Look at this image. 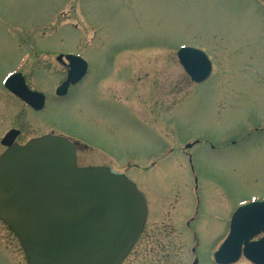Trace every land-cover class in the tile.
Segmentation results:
<instances>
[{
  "label": "rangeland",
  "instance_id": "1",
  "mask_svg": "<svg viewBox=\"0 0 264 264\" xmlns=\"http://www.w3.org/2000/svg\"><path fill=\"white\" fill-rule=\"evenodd\" d=\"M254 26L233 0H0V138L11 128L23 141L61 134L80 167L135 182L149 218L126 264H215L234 212L264 200V133L241 141L264 123V34ZM182 46L209 56V80L190 81ZM60 53L92 65L68 98L36 113L4 89L17 71L31 88L55 89ZM0 264H27L1 221Z\"/></svg>",
  "mask_w": 264,
  "mask_h": 264
},
{
  "label": "water",
  "instance_id": "2",
  "mask_svg": "<svg viewBox=\"0 0 264 264\" xmlns=\"http://www.w3.org/2000/svg\"><path fill=\"white\" fill-rule=\"evenodd\" d=\"M180 64L200 84L212 74L205 53L182 48ZM67 81L57 90L64 96L86 72L83 59L68 56ZM5 87L37 111L44 97L28 90L21 74ZM17 131L2 144L0 158V220L17 237L28 264H121L147 221L145 197L124 174L108 167H79L76 147L67 138L43 136L25 146L13 145ZM191 147V146H188ZM264 202L239 208L230 233L214 254L216 264H235L242 256L264 264Z\"/></svg>",
  "mask_w": 264,
  "mask_h": 264
},
{
  "label": "flooded vegetation",
  "instance_id": "3",
  "mask_svg": "<svg viewBox=\"0 0 264 264\" xmlns=\"http://www.w3.org/2000/svg\"><path fill=\"white\" fill-rule=\"evenodd\" d=\"M215 1V0H213ZM229 1H232V0H229ZM233 1H236L237 4H240L242 5L243 7V10L246 11V13L248 14V17L251 18L252 20V23H254L256 26L255 27V30L258 34H264V0H233ZM260 55L262 56L261 58V61L260 63L263 65L264 64V53H263V50L260 49L259 51ZM70 55V53H67V54H61L60 55H56L55 58H56V61L59 65H61V67L63 68V73H64V78L62 80V82L53 90H50L49 92H46V91H40V90H37L35 88H31V86L29 85L28 81H27V78H26V75L24 72H21L23 74V77L25 79V83L27 85V87L29 88V90L33 91V92H37V93H40V94H43L44 97H45V107L42 111L40 112H36L34 111L32 108H30L28 105H26L25 103H23L19 98H17L16 96H14L13 94L9 93L12 97L16 98L20 103H22L23 105L27 106L28 108L32 109L34 112L36 113H41L43 111H45L47 109V106L49 104V101L50 99L51 100H54V101H61V100H64L66 98H68V96H70V94L72 93V91L79 87L80 85L88 82L89 80V77L92 73V65H91V62H90V58L86 55H77V54H72V55H77V56H80L82 57L86 62H87V71H86V74L83 78V80L76 86H71L67 92V94L63 97H59L57 96V89L67 80V77H68V72L70 70L69 68V63L67 62V56ZM250 57V56H249ZM261 120V119H260ZM261 121L264 122V120L262 119ZM251 129H249V131H247L245 133V135L243 136V138L241 139V141L243 140V142H245V140L250 141L252 136L253 135H256V134H263L264 133V123H258L257 125H251L250 126ZM12 130H15L18 132V135L17 137L15 138V140L13 141V144H17V145H25L28 141H23L20 137H21V131L18 130V129H15V128H11L7 131H5L3 134H2V137L0 138V144H1V147H2V151L0 152V157L1 155L5 152V150L7 149L6 147H4L2 145V140L3 138L7 135V133L9 131H12ZM48 135H61V134H55L54 132H50L47 133ZM47 134H43V135H40V136H36L34 138H37V137H41V136H44V135H47ZM33 139V138H32ZM31 140V139H30ZM234 145L237 143V141H234ZM77 154H78V147H77ZM77 161H78V157H77ZM149 218V217H148ZM145 233V228L142 232V235L138 241V243L136 244V246L139 244L140 240L142 239L143 235ZM135 246V248H136ZM134 248V249H135ZM134 250L132 251V253L129 255V257L123 262V264H126L127 261L129 260L130 256L133 254Z\"/></svg>",
  "mask_w": 264,
  "mask_h": 264
}]
</instances>
